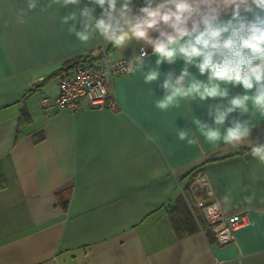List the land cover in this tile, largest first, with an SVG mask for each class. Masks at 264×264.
I'll list each match as a JSON object with an SVG mask.
<instances>
[{
	"label": "crops",
	"instance_id": "0c3cea01",
	"mask_svg": "<svg viewBox=\"0 0 264 264\" xmlns=\"http://www.w3.org/2000/svg\"><path fill=\"white\" fill-rule=\"evenodd\" d=\"M27 3L0 0V264H264V162L248 141L239 148L208 142L196 123L212 124L209 106L219 99L178 98L161 111L159 84L167 72L179 74L182 59L157 66L143 42L119 48L98 35L82 42L62 22L73 6L39 0L28 10ZM142 48L143 66L112 79L114 106L40 105L57 95L73 58L105 51L133 58ZM150 69L161 76L148 84ZM221 86L229 98L244 93ZM241 119L264 142V115L251 101ZM181 130L188 139H179ZM195 176L207 179L224 216L247 215L233 242L217 244L210 228L176 236L170 210L181 197L189 202L185 189Z\"/></svg>",
	"mask_w": 264,
	"mask_h": 264
},
{
	"label": "clouds",
	"instance_id": "9594fccd",
	"mask_svg": "<svg viewBox=\"0 0 264 264\" xmlns=\"http://www.w3.org/2000/svg\"><path fill=\"white\" fill-rule=\"evenodd\" d=\"M38 2L28 0V10L36 9ZM62 4L64 8L73 6L62 22L82 42L94 35L119 48L131 40L143 42L158 57L157 66L174 65L182 59L179 74L169 71L159 84L164 96L156 101V107L166 111L178 98L190 96L201 101L219 99L209 106L211 125L196 120L205 139L210 143L223 140L233 148L248 141L251 154L264 162V142L252 138L248 122L241 119L249 113V101L264 115V0H143L142 6L137 0H88L83 7L81 0H62ZM24 14L21 9L18 23L24 22ZM146 55L147 49L142 48L140 55L129 61L127 71L141 68ZM191 66L201 75L207 74V81L195 78ZM160 76V71L150 69L144 81L151 84ZM221 82L241 86L244 93L229 98V88ZM225 124L228 126L221 132L217 126ZM178 135L180 140L188 139L183 130ZM189 143L195 141L189 139Z\"/></svg>",
	"mask_w": 264,
	"mask_h": 264
},
{
	"label": "built area",
	"instance_id": "2783aa9c",
	"mask_svg": "<svg viewBox=\"0 0 264 264\" xmlns=\"http://www.w3.org/2000/svg\"><path fill=\"white\" fill-rule=\"evenodd\" d=\"M140 53L141 50L138 55ZM130 60L132 58L110 59L106 52H102L96 58L72 61L64 68L63 76L58 82L57 95L51 99L42 97L40 105L45 107L52 104L68 110H75L82 106L112 107L116 103L109 86L113 77L129 73L127 66ZM188 191L206 225L211 229L215 242L220 245L233 242L234 232L248 223L247 215L236 213L224 216L204 176L193 179L188 185Z\"/></svg>",
	"mask_w": 264,
	"mask_h": 264
},
{
	"label": "trees",
	"instance_id": "16d2710c",
	"mask_svg": "<svg viewBox=\"0 0 264 264\" xmlns=\"http://www.w3.org/2000/svg\"><path fill=\"white\" fill-rule=\"evenodd\" d=\"M100 55L101 53L98 55L87 54L84 56L75 57L71 61H68L65 64V67L72 61L88 60L90 58L99 57ZM27 121L28 117L26 113L21 112L20 123H25ZM196 177L197 176H195L193 179H195ZM185 190L186 196L187 198H189V202L181 197L175 207L170 210L171 224L178 238H182L189 234H192L199 228H202L206 231L209 230V227L206 225L205 221L202 218L199 208L194 204L193 198L191 197L187 187Z\"/></svg>",
	"mask_w": 264,
	"mask_h": 264
}]
</instances>
